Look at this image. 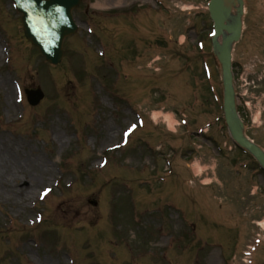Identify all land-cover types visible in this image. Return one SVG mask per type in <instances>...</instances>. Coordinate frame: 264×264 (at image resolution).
<instances>
[{
	"label": "rangeland",
	"instance_id": "obj_1",
	"mask_svg": "<svg viewBox=\"0 0 264 264\" xmlns=\"http://www.w3.org/2000/svg\"><path fill=\"white\" fill-rule=\"evenodd\" d=\"M207 2L83 0L54 66L0 0V264H247L255 239L264 264V172L224 122ZM245 7L234 85L264 148V0Z\"/></svg>",
	"mask_w": 264,
	"mask_h": 264
},
{
	"label": "water",
	"instance_id": "obj_2",
	"mask_svg": "<svg viewBox=\"0 0 264 264\" xmlns=\"http://www.w3.org/2000/svg\"><path fill=\"white\" fill-rule=\"evenodd\" d=\"M18 4V10L23 14V24L25 28V34L28 39L32 41L34 45L39 46L42 49V53L45 54L48 60L52 63H59L63 52L61 51V44L59 42L56 43V46L47 45L44 46L43 42L50 39V27L51 20L61 22L63 18H66L68 14L70 15V9H72L76 4L80 2V0H15ZM221 0H211L210 3V12L213 20L215 21L217 28V36L222 35L224 31L231 32L235 31L234 37H229L223 43L222 47H219V59L221 65L223 66V72L225 77V116L228 123V127H230L232 132V137L241 145L248 149L253 156L260 162V164L264 168V151L255 146L252 142H250L245 136L243 131V124L239 120L235 112V102L234 95L232 90L233 77L231 73V51H230V43L232 41H238L241 32V24L238 23L235 27H228L225 24V15L223 8L221 6ZM71 19V16H70ZM42 25V28L39 26ZM54 28V27H52ZM75 30V25L72 27H63L62 37L73 33ZM51 48L52 51L50 50ZM42 97V96H40ZM39 97V98H40ZM39 98L36 99L38 102Z\"/></svg>",
	"mask_w": 264,
	"mask_h": 264
},
{
	"label": "bare ground",
	"instance_id": "obj_3",
	"mask_svg": "<svg viewBox=\"0 0 264 264\" xmlns=\"http://www.w3.org/2000/svg\"><path fill=\"white\" fill-rule=\"evenodd\" d=\"M117 1H120V0H117ZM230 5H231V17H232V19L233 20H237V17L239 16V11H240V7H239V3L240 2H238V0H228L227 1ZM98 7H102V6H99L98 5ZM8 98H10V96H11V94L9 93L8 95H6ZM156 118L157 117H159V114H155L154 115ZM5 181H7V180H5ZM28 197H30V196H28ZM27 197V198H28Z\"/></svg>",
	"mask_w": 264,
	"mask_h": 264
}]
</instances>
